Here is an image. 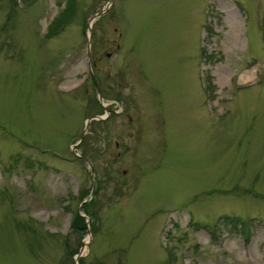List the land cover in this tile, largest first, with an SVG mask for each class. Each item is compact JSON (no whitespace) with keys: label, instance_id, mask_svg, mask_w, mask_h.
I'll return each mask as SVG.
<instances>
[{"label":"rangeland","instance_id":"1","mask_svg":"<svg viewBox=\"0 0 264 264\" xmlns=\"http://www.w3.org/2000/svg\"><path fill=\"white\" fill-rule=\"evenodd\" d=\"M66 1L0 0V264H264V0Z\"/></svg>","mask_w":264,"mask_h":264},{"label":"trees","instance_id":"2","mask_svg":"<svg viewBox=\"0 0 264 264\" xmlns=\"http://www.w3.org/2000/svg\"><path fill=\"white\" fill-rule=\"evenodd\" d=\"M71 3H72L71 0H67L66 1V5L63 8L64 10H63V12L61 14V17H57L59 20L63 21V19L66 16L67 12L70 11ZM208 29H210V28H208ZM202 53H205V51L202 50ZM83 206L84 205H81V207H83ZM225 219L227 220V222H223V224L227 227L228 230L231 229L232 232H236V231L240 232L243 229V227L246 228L244 222L240 221V219L238 217H233V216L227 215V218H225ZM80 220L82 222V225L80 226V227H82L81 231H84L85 230L84 222H83V220L81 218H80ZM202 227H204L205 229H208L209 234L213 235L214 229L212 227H210V226L208 227V225H205V224H202Z\"/></svg>","mask_w":264,"mask_h":264},{"label":"water","instance_id":"3","mask_svg":"<svg viewBox=\"0 0 264 264\" xmlns=\"http://www.w3.org/2000/svg\"><path fill=\"white\" fill-rule=\"evenodd\" d=\"M105 9V8H104ZM104 9L103 10H101L100 12H97V13H95V15L91 18V19H93L94 17H97V16H99L103 11H104ZM87 30H88V40H90V37H91V29H90V24H88V26H87ZM98 90V89H97ZM93 117H89L86 121H89L90 119H92ZM96 118H99V117H96ZM101 118V117H100ZM116 145V144H115ZM90 171H92V169L90 168Z\"/></svg>","mask_w":264,"mask_h":264}]
</instances>
